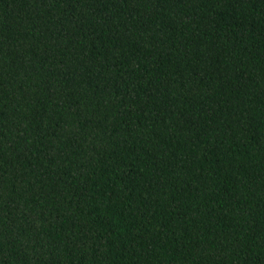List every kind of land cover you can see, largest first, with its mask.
Returning a JSON list of instances; mask_svg holds the SVG:
<instances>
[{
	"label": "trees",
	"instance_id": "trees-1",
	"mask_svg": "<svg viewBox=\"0 0 264 264\" xmlns=\"http://www.w3.org/2000/svg\"><path fill=\"white\" fill-rule=\"evenodd\" d=\"M0 264H264V0H0Z\"/></svg>",
	"mask_w": 264,
	"mask_h": 264
}]
</instances>
